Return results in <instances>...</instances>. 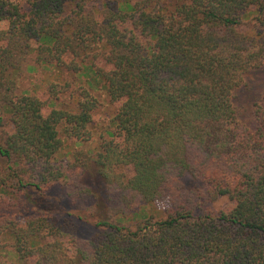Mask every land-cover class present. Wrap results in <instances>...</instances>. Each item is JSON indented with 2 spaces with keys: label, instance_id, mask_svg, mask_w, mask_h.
I'll list each match as a JSON object with an SVG mask.
<instances>
[{
  "label": "trees",
  "instance_id": "obj_1",
  "mask_svg": "<svg viewBox=\"0 0 264 264\" xmlns=\"http://www.w3.org/2000/svg\"><path fill=\"white\" fill-rule=\"evenodd\" d=\"M25 4L0 0V264H264V111L250 132L231 104L243 74L264 64V0ZM249 13L259 26L240 34ZM29 55L100 80L115 105L91 161L117 223L96 221L88 239L36 196L57 187L74 210L95 204L80 183L84 151L55 157L66 141H90L98 102L79 87L74 111L57 107L67 83L44 100L16 94L10 74ZM221 197L231 205L211 210ZM163 199L164 218L121 224Z\"/></svg>",
  "mask_w": 264,
  "mask_h": 264
},
{
  "label": "rangeland",
  "instance_id": "obj_2",
  "mask_svg": "<svg viewBox=\"0 0 264 264\" xmlns=\"http://www.w3.org/2000/svg\"><path fill=\"white\" fill-rule=\"evenodd\" d=\"M22 8H26V0H15ZM138 0H130L131 3ZM251 11L253 9H250ZM258 22L254 13L246 14L236 28V31L243 35H253L258 28ZM97 66H101L96 63ZM10 78L15 81V93H25L35 95L39 99H45V92L50 84H58L64 86L68 84L61 93L56 96V105L67 111H74L73 107L78 99V88L82 87L88 91L93 98L98 102V106L93 111L94 123L91 125L92 137L86 144L76 146L69 141H66L63 147L58 151L55 160L65 163L71 159L72 149L81 148L85 153L86 169L81 174L80 183L87 186L95 195V204L93 203L87 209L74 210L69 206L68 201L62 194L59 188L54 187L47 192L46 197L41 199V203L47 208H51L53 215L57 218H64L65 215L71 217V221L75 226V236L80 239H88L94 233L99 231L94 227V223L98 220L107 218L114 223L115 217H110L109 212H106V207L103 203V192L99 178L96 176L92 158L94 147L99 137H105L107 131L113 129L111 118L114 115L115 105L108 103L104 92L100 89V80L85 78L83 75L76 76L70 72L60 71L53 66H41L34 61V57L29 55L21 68L15 72H11ZM59 86V88H60ZM231 104L234 109L235 118L239 126L252 132L256 123L254 120V112L257 109L264 111V64L256 69H251L243 74L240 84L231 93ZM8 112L0 107V124L7 122ZM3 125L1 128H4ZM6 129V128H5ZM186 181V179H185ZM229 202L226 198H218L211 204L210 209L213 211H225L229 207ZM167 208L166 201L160 200L143 206L135 214L126 216L121 224L128 228H134L137 224L142 223L145 219L155 221L164 218V211ZM70 249L66 254H69Z\"/></svg>",
  "mask_w": 264,
  "mask_h": 264
}]
</instances>
